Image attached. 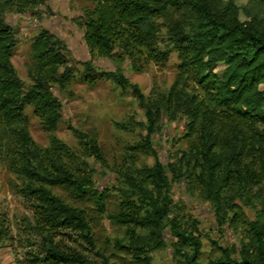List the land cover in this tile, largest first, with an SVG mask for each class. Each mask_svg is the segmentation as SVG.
<instances>
[{
	"label": "trees",
	"instance_id": "1",
	"mask_svg": "<svg viewBox=\"0 0 264 264\" xmlns=\"http://www.w3.org/2000/svg\"><path fill=\"white\" fill-rule=\"evenodd\" d=\"M13 1L19 6L36 2ZM247 17L239 18L234 0H91L90 7L83 9L79 23L92 59L112 58L117 51L130 57L141 50L156 61L165 60L172 49L178 56L175 83L167 95L154 100L120 71L97 70L90 60L84 63L85 77L91 82L108 79L132 86L144 110L140 147L154 162L121 173L123 211L108 215L131 227L128 249L143 264H150V251L164 246L165 234L179 264H264V199L254 218H244L245 224L237 204V200L259 198L260 188L264 194V89L259 87L264 82V16L247 12ZM12 44L0 8V157L10 150L12 140L19 141L12 150L18 159L14 170L22 179L17 191L31 212L30 226L45 240L44 254L35 255L32 262L96 264L82 253L65 252L53 243L55 233H74L94 247L85 210L53 189L63 187L81 196L94 193L100 210L103 199L92 181L67 166L64 156L69 153L62 145L55 141L53 150L37 149L21 124L27 103L41 109L49 126L57 121L60 103L47 83L71 76L60 49L64 45L50 32L41 31L33 45L34 82L23 92L9 62ZM218 65L224 66L222 73L215 70ZM60 67L65 69L58 73ZM163 115L169 119L184 115L185 136L190 140L189 150L167 164L159 160L152 140ZM75 133L103 162L96 142L84 132ZM182 179L198 187L219 227L242 221L245 238L239 250L218 246V256L201 261L200 237L172 214V181ZM3 220L0 217V234L6 231Z\"/></svg>",
	"mask_w": 264,
	"mask_h": 264
},
{
	"label": "rangeland",
	"instance_id": "2",
	"mask_svg": "<svg viewBox=\"0 0 264 264\" xmlns=\"http://www.w3.org/2000/svg\"><path fill=\"white\" fill-rule=\"evenodd\" d=\"M234 3L241 20L248 18L247 12L264 16V0H234ZM90 5L91 0H36L23 6L13 0H0L1 18L13 38L9 62L23 92L29 90L34 82L32 78L36 75L37 61L33 45L43 30L62 42L64 47L60 49L66 56L65 67L72 70L70 77L50 79L47 83L52 96L60 103L54 126L46 123L45 115L34 103L24 106L21 124L37 149L53 150L55 141L62 145L69 153L64 156L67 166L81 178L92 181V187L103 199L100 210L94 193L81 196L63 187L54 188L53 191L65 201L85 210L94 247L74 233H55L53 243L65 252L82 253L96 264H143L128 249L131 227L116 223L108 215L123 211L121 173L154 162V157L140 147L145 135L144 110L132 86L123 87L108 79L91 82L85 77L84 63L90 60L97 70L120 71L145 97L154 100L167 95L175 83L179 73L178 56L172 49L165 60L156 61L139 53L141 50L130 57L122 53L118 55L117 51L112 58L92 59L79 23L83 9ZM64 69L60 67L58 73ZM223 69V65L215 68L218 73ZM188 86L191 87L190 82ZM259 87L264 89V82ZM186 121L184 115L175 119L163 115L159 120L152 140L163 164L175 161L183 151L189 150L190 140L185 136ZM75 130L84 132L87 138L96 142L103 162L92 154ZM18 143L12 140L10 150L0 157V217L4 219L2 222L6 228L5 233L0 234V264H33L35 255L44 254L45 240L30 226L33 224L31 212L17 191L22 179L14 170L18 159L12 150ZM168 175L171 178V173ZM258 193L259 198L251 197V201L237 200L243 212V223L245 217L254 218L259 212V201L264 199L263 188ZM171 194L172 214L200 237L201 261L207 262L218 256V246L239 250L245 238V223L238 221L231 226L219 227L210 204L198 187L195 184L189 186L186 180L172 181ZM147 255L150 264H179L168 234H165L164 246Z\"/></svg>",
	"mask_w": 264,
	"mask_h": 264
}]
</instances>
